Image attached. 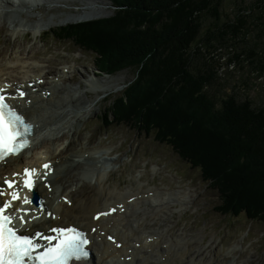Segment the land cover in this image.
Returning <instances> with one entry per match:
<instances>
[{
	"label": "rangeland",
	"instance_id": "rangeland-1",
	"mask_svg": "<svg viewBox=\"0 0 264 264\" xmlns=\"http://www.w3.org/2000/svg\"><path fill=\"white\" fill-rule=\"evenodd\" d=\"M254 1L224 0L220 19L217 20L210 14L203 17L199 42L193 44L195 56L191 66L195 73H213L207 90L215 98H226L229 95L235 96L238 100L250 98L254 106H260L264 105V74L259 71L261 63L264 62V32L255 22L250 24L248 29L245 27L239 35H234L237 30L235 25L241 22L244 13L242 7L251 6ZM257 10L258 8H251L247 13L256 15ZM118 11L119 8L111 0H9L7 2L0 0V23L7 22L2 23L4 30L0 32V74L16 75L15 77L21 79L30 70L35 69L34 60L37 59L42 62L40 65L47 73L56 72L57 78H60L61 73L65 75L64 80L59 79L57 85V88L64 86L65 91L53 97L54 101L51 100L50 104L45 105V112H41L43 118L41 123L49 120L51 116L59 117L56 119L57 123L50 125L54 130L50 131V128L46 130L47 138L43 144L39 139L37 142L36 139L34 141L37 146L40 143L38 147H41L44 153L48 152L52 155L70 147V140L76 133L81 134L78 133L79 131L83 132V140L88 141L90 138L88 142L92 146L103 143L114 144L118 152L110 156L119 155V158L112 160V163L116 164L113 170H111L112 164L107 161L102 169L108 172L99 173L104 186L118 193L125 187L132 190V188L146 189L158 186L161 192L166 188H175L178 191L176 195L169 194L172 197L167 199L164 208L150 206L148 222L145 223L146 230L161 228L164 231L184 234L185 230L192 229L191 233L195 237L186 236L197 246L204 245L202 242L204 241L206 258L224 256L222 260L228 263L230 259L226 256L237 257V254L242 253L245 254L244 259L248 264H264V220L256 217L249 220L245 213L239 216L222 214L219 210L227 211L223 206L224 200L220 193L218 194V189L204 181L201 168H193L173 150L171 145L158 142L153 135L138 131L134 125H128L124 120L118 122L113 119L114 116H111L105 123L100 119V117L107 119L105 109L110 107V103L116 98L123 96L134 81L136 71L127 66L126 69L123 68L112 75L107 72L101 73L96 63V66L94 65L99 53L81 47L75 39L80 35H64L60 30L67 26L90 24L95 34L101 38V33L107 30L100 29L98 24L104 19L113 17ZM106 24L107 22L104 23L105 26ZM228 24H233L234 27L230 29ZM218 25L221 27L220 31L216 28ZM54 30L56 34L51 35L49 32ZM209 30L216 35H222V39L213 37ZM90 36L99 40L98 37ZM99 41L106 46L108 44L102 39ZM84 44L85 42L82 45ZM19 45L26 46L27 53H30V49L39 50L41 56L30 57L27 53L21 54ZM197 47L200 48L199 51ZM81 48L86 51H82ZM253 51L257 54L253 55ZM16 64L20 67L17 68ZM69 65L70 67L75 65L77 72L75 74L84 70L88 74L81 77L73 76L74 79H70L63 71L65 68L70 69ZM36 69V71L40 69L38 64ZM79 97L84 101L82 106L78 105L80 102H70ZM182 112L179 110L180 114ZM201 114L210 130L228 134L235 140L233 132L221 124L218 118H214L210 110L201 111ZM75 138L79 139L78 136ZM81 146L80 143L79 148ZM138 149L143 153H136ZM108 155L104 151L95 156L102 158ZM140 160V163L136 162ZM146 162L148 164H145ZM88 165L93 166L94 161L89 159ZM251 165L255 167L252 161ZM95 180L94 178L93 183ZM85 187L84 184L83 188ZM90 188V190L86 189L87 192L93 190L92 185ZM58 189L59 195L61 188ZM256 190L260 191L259 188L249 190L250 196H256L254 195ZM58 195L56 198L59 199ZM258 206L264 210V204L258 203ZM161 233L166 235L164 242L165 240L169 242L171 237H182L172 234L170 237L165 232L156 234ZM199 238L201 240L198 241ZM231 252H235L234 255Z\"/></svg>",
	"mask_w": 264,
	"mask_h": 264
},
{
	"label": "trees",
	"instance_id": "trees-1",
	"mask_svg": "<svg viewBox=\"0 0 264 264\" xmlns=\"http://www.w3.org/2000/svg\"><path fill=\"white\" fill-rule=\"evenodd\" d=\"M111 1L119 11L98 24L108 31L101 38L90 24L60 30L64 35H80L75 38L78 44L99 53L96 64L100 69L110 73L127 66L135 69V79L123 96L105 109L106 120L114 116L118 122L124 120L154 133L193 168H201L204 179L224 200L227 211L219 210L222 214L245 213L249 219L264 220V210L258 206L264 204V105L254 106L250 98L238 100L232 95L215 98L207 90L213 73H195L191 66L203 17L210 14L220 19L224 0ZM251 8H258L256 15L247 13ZM241 10L245 14L235 25L234 35L255 22L264 32V0H255ZM216 28L220 31L221 27ZM90 35L108 42L107 46ZM260 66L264 74V62ZM204 110L227 126L235 140L210 130L201 116ZM256 188L260 191L250 196L249 190Z\"/></svg>",
	"mask_w": 264,
	"mask_h": 264
},
{
	"label": "bare ground",
	"instance_id": "bare-ground-1",
	"mask_svg": "<svg viewBox=\"0 0 264 264\" xmlns=\"http://www.w3.org/2000/svg\"><path fill=\"white\" fill-rule=\"evenodd\" d=\"M2 23L6 24L7 22L3 21ZM2 23H0V32L4 26V24ZM19 48L20 50H22L21 54L27 53V49H25L26 46L19 45ZM27 54L30 57L41 56V52L35 49H30V53L28 52ZM87 74L88 72L84 70L78 74H75L74 76L81 77L86 76ZM76 79L77 78H75V80ZM64 91V86L60 88H54L53 97L59 96ZM51 100H53L52 97H49L47 100H45L43 96H41V94H37L33 99V104L31 105V107L35 105L34 107L38 109L45 108V105L50 104ZM70 102H80L78 104L79 106H82L84 103V101L81 100V97H79L78 99H72ZM41 112L43 111H39L36 115L33 116L40 123L43 120ZM24 114L25 116H27L28 120L33 122V119H30V116H28L26 112ZM56 119H59V117L51 116L49 120H44V127L50 128V125H54L55 123H57ZM49 130L53 131L54 127L50 128ZM78 133L81 134L77 135L76 133V135L70 140V147L59 152L60 154L58 152H54V155H51L48 158L53 162L54 166V172L51 176L53 185L61 183L63 185L61 196H66L70 199L67 202H64V200L60 201L57 207H53V205L51 204L52 195L49 193L48 189L43 184L37 186L39 193L45 196V198L48 200V209L55 212L57 214V218L54 220L52 218L49 219L47 217H44L38 222L35 221L31 230H29L28 233L34 235L37 232H47L56 225L68 224H76L79 227L91 232L90 228L92 226L99 225L100 228L94 230L92 234L94 240L93 243L90 244L94 252L93 259L88 260V262L80 260L73 264H129V262L120 260L121 256L128 255V248H132V262H136L137 264H177V262L188 261L186 260L188 258L190 259L188 264H201L202 262V264H207L203 260L205 257V249L203 248V245H198V247L194 243V241L191 240V238H188L187 236L183 238L180 236L175 238L170 236V241L167 242L165 240L164 242V238H166V235L164 233H161L157 234V239H155L151 243L145 240V236H142L145 232L143 230L146 228L145 223L148 222L145 215L146 210H150L149 208L143 207V204L147 200L144 198L145 196L142 195L131 204L126 203L127 210L122 213L120 212L121 203L123 201H126L123 199L125 197L128 198L130 196H133L134 194L124 196L118 192H115V190L113 191L111 188L104 186L101 180L102 177L100 178L99 176L96 178V182L92 184L94 186L92 191L87 192V190L83 188L84 183L79 179V170L85 164L86 159H88V156H86L85 154L86 152H89V150H91V146L88 142L90 138H88V141L85 139V141L83 140V132L79 131ZM77 136L79 138L78 140L75 138ZM37 138L42 144L46 141V139H43L41 137L40 133L38 134ZM40 143L38 146H40ZM80 143L82 144V146L79 148ZM56 154L59 155L55 156ZM25 158V153H23L18 157H13L9 159L7 163L8 167H6V169L10 170L11 167L14 165L13 170H21L23 165H28V162ZM40 164L41 161L39 165ZM2 175L3 174H1L0 172V183L2 180ZM91 183L92 181H90V184ZM54 188L58 187L55 186ZM136 189L139 190L136 195H139L141 193L140 188ZM151 199H156L157 204L160 205L161 196H149L148 200ZM100 205L104 206L100 207ZM109 209H115V211H113L112 214H107L105 217H101L98 221L93 220V214L95 212L101 210L102 213H107ZM139 212H143V216H138ZM109 237L117 238L114 244L109 241ZM199 240L201 239L199 238L198 241ZM136 241L141 242L140 247H137L135 245ZM120 242H123V246L121 248H117L116 244ZM162 243L163 246L164 243H168L166 248L161 246ZM149 247L152 248L151 251L148 250ZM153 247H155V250L153 249ZM200 248H202L204 251H201ZM151 255H157V257H155V259H152L150 257ZM163 256H165V259H163Z\"/></svg>",
	"mask_w": 264,
	"mask_h": 264
},
{
	"label": "snow or ice",
	"instance_id": "snow-or-ice-1",
	"mask_svg": "<svg viewBox=\"0 0 264 264\" xmlns=\"http://www.w3.org/2000/svg\"><path fill=\"white\" fill-rule=\"evenodd\" d=\"M2 91L0 89V92ZM20 95L23 96L24 93L21 92ZM31 131L32 125L6 103L4 95H0V162H5L9 156L18 155L28 147V136ZM44 167L50 168V165H44ZM35 174V169L25 170L23 186L29 190L35 188L33 179ZM5 183L9 188L16 187L15 180H6ZM4 194L6 193L0 190V195ZM16 200H21L25 205L32 203L27 197H21L19 192L14 190L11 193V199L0 205V264H32L33 261L38 264H69L72 259L80 260L88 256L84 246L89 244V240L74 229H52L51 231L56 233L53 236H45L40 232L33 236L18 234V229L13 226V220L18 219L21 223H27L24 217L30 209L23 207L17 209L21 213L18 217L6 214V210L12 207L13 201ZM107 214L102 213V215ZM109 239L112 238L109 237ZM38 240L49 243L45 247L38 243ZM52 241L57 243L52 244ZM42 248L43 251H38Z\"/></svg>",
	"mask_w": 264,
	"mask_h": 264
}]
</instances>
